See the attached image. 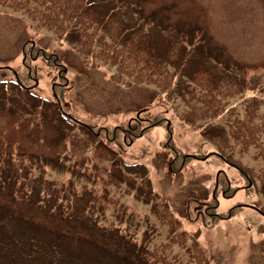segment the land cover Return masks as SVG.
I'll use <instances>...</instances> for the list:
<instances>
[{
	"label": "rangeland",
	"instance_id": "374dc122",
	"mask_svg": "<svg viewBox=\"0 0 264 264\" xmlns=\"http://www.w3.org/2000/svg\"><path fill=\"white\" fill-rule=\"evenodd\" d=\"M100 1L125 25H143L159 48L165 37L183 39L185 63L180 71L172 67L173 87L159 90L129 80L113 64L84 62L64 38L25 13L0 7V66L9 69L1 78L13 69L22 75V62H28L40 96L54 99V90L64 110L86 125L159 120L120 151V164L92 159L84 150L79 160L86 170L69 149L74 132L38 108L31 114L30 101L0 83V264H162L147 251L165 241L170 228L137 185H149L167 202L177 230L200 243L210 264H264V194L257 189L264 181L247 183L236 162L255 170L264 163L251 156L252 148H223L230 141L228 123L248 102L256 100L258 112L264 111V0ZM199 62L256 82L254 91L230 98L223 112L202 122L222 136L215 142L170 107L180 104L179 87L191 85L189 70ZM108 173H130L133 180L116 185ZM81 221L76 233L66 232ZM174 253L185 258L183 246L171 244L168 254Z\"/></svg>",
	"mask_w": 264,
	"mask_h": 264
},
{
	"label": "trees",
	"instance_id": "16d2710c",
	"mask_svg": "<svg viewBox=\"0 0 264 264\" xmlns=\"http://www.w3.org/2000/svg\"><path fill=\"white\" fill-rule=\"evenodd\" d=\"M0 7L25 13L35 25L46 27L55 37L64 38L65 43L84 62L90 63L96 59L106 64H113L119 73L129 80L152 84L159 90H169L173 87L176 75L172 67L180 71L185 63L183 60L186 48L183 39L178 38L173 42L165 37L163 47L159 48L151 34L143 29V25H125L116 14V9L113 7L102 9L100 0H0ZM26 47L27 43H24L22 52L25 53ZM22 68L24 70L22 75L13 69L11 77H0V83H10L14 96L21 100L28 99L33 109L30 111L31 114L35 113V108H38L40 113L60 119L62 126L74 132L67 138L69 149L75 156V165L81 164L83 169L89 168L79 160L84 150H90L92 159L111 162L113 165L120 164L122 162L120 151L132 144L134 139L140 137L145 130L159 122V120H151L148 124L142 125L135 120L133 124L111 128L83 124L64 110L54 90V99H43L38 93L36 75L29 63L22 62ZM7 69L8 67L0 66V73L1 70ZM189 78L191 81L189 87H179L180 104H173L170 107L185 123L199 129L203 135L215 142L219 136L221 138L222 136L210 134L202 122L207 123L223 112L230 98L245 90L254 91L256 82L233 78L225 69L215 71L200 62L190 68ZM227 136L230 141L225 142L224 149L229 152L236 149L237 152L244 153L252 148L251 156L264 163V111L258 112L256 100L248 102L242 116H235L228 123ZM207 155L200 157L205 158ZM184 157L192 158L186 154ZM236 167L247 179V183L257 184L256 181L259 179L264 181V167L255 170L239 161L236 162ZM132 177L130 173L122 178L108 173L107 180L118 185L122 181L131 182ZM100 180L105 183V178ZM143 181L144 179L141 178L140 182ZM148 186L137 185L136 189L140 191L138 194L146 202L149 201L154 210L158 211L160 208L161 213L156 216L160 222L167 224L170 230L167 239L153 246L147 254L162 264H210L200 243L192 236L177 230V224L173 221L174 217L167 202ZM257 189L264 194V188L257 186ZM19 191L22 192L20 189ZM30 201L28 199V202ZM98 202L101 203L102 200L98 198ZM107 202L113 204L115 200ZM205 212L218 219L224 218L209 212V208H206ZM67 216L68 214L63 215L62 219ZM229 216L230 212L226 217ZM79 225L84 227V222H76L66 232L76 233ZM63 232H60V235ZM171 244L183 246L184 259L179 258L175 253L168 254Z\"/></svg>",
	"mask_w": 264,
	"mask_h": 264
}]
</instances>
